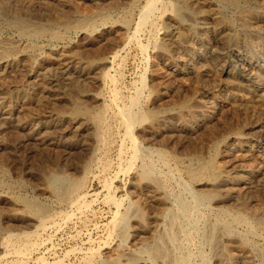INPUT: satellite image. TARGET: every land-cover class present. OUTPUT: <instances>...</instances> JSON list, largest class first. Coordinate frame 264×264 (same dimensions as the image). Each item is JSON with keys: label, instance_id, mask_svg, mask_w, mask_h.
I'll list each match as a JSON object with an SVG mask.
<instances>
[{"label": "rangeland", "instance_id": "rangeland-1", "mask_svg": "<svg viewBox=\"0 0 264 264\" xmlns=\"http://www.w3.org/2000/svg\"><path fill=\"white\" fill-rule=\"evenodd\" d=\"M49 1L54 2L50 3ZM49 1L1 0L0 42H2L0 44L3 43L4 45H11L13 43L16 45L21 42L30 44L34 49V54L37 55L38 58H42L43 56L45 58L46 56H50V54L53 55V52L56 49L62 48V45L69 46V44L74 42L77 44H81L83 42L85 44V40L82 39V36L78 34L75 29H73L74 31L71 29L73 28L72 25L76 24L75 21L77 20L78 14H82L81 16H94L97 22L95 23V27L97 25L95 29L98 28L97 32L100 31L99 34L101 35L104 34L102 33L104 30L102 26L107 22L106 25L108 24V26L113 27V32L105 34L106 40L86 41L87 45L83 47L84 51H81L80 49L78 51V56H81L80 54L82 53V55L84 54L86 57L83 55L78 58L79 60L82 57V60L84 58L86 60L89 58V60H92V57H95L96 59H98L97 57H105L111 61V64L102 70V73H107V75H109L102 85L96 86L95 84L93 85L90 83L88 87L85 86V92L101 93L103 102L101 100L99 103L96 102L95 99L93 100L92 97H88L82 104L84 105L83 107H87L88 109L90 108L91 111H96L99 106H104L103 108H105L108 112H106V128L110 129H107V132L110 134L105 132L103 135L105 140H101L99 145H96L97 151H94V158L92 159L91 167L89 168L90 170L84 174V172L82 173L81 168L83 161L87 157V150L84 148L67 150L62 144H40L39 142L30 139V129H24L17 126L9 127L8 122H1L5 123L3 126L5 125V127H8L2 129L0 132V237H2L3 240L5 239L8 241V245L4 246L3 249L0 250V264H84L88 257H92L95 262H99L101 259H104L106 255L111 253L110 245L113 246V243L116 242H118V244L120 243V238L117 236V227H114L116 226V222L119 220L120 215L123 211L129 209L130 202L135 198L136 192L134 194L135 190L133 189L134 180L132 173L141 171L143 168V171L149 170L152 174L154 173V176L159 177L160 180L162 179L164 192L166 194L168 193L167 196H169L168 198L171 201L169 202L172 208V214L176 216L172 230L173 233H175L174 236L176 237H174L172 247L175 251L178 264L179 262L181 264H215L212 262L214 260L213 256L215 255L214 248L207 242L206 239H204L205 237L203 236L202 231L205 225L209 223L212 224L213 222L215 225H221V221L223 220V223L232 221L234 223L233 228L237 229L236 232L254 241L253 243L256 246H263L264 234L257 230L251 221L248 220L244 221L245 223H236V216L238 214L236 212L243 211V209L240 208V203L245 201L251 210L264 208V186H261V183L264 184V179L262 178L264 177L263 173H259L253 177L255 182L253 181L252 185L246 187L241 192V197L238 196L235 201L233 200L225 203L224 206L220 208H215L213 205L211 206L201 201L197 202L196 194L198 192V187H196L188 179L185 169L187 165L195 166L197 164V161L192 158V154L195 152H198L203 156L207 153H213V150L210 149L212 146L209 148L211 151L208 149L209 144L211 145L214 141L213 144L219 145L220 141L225 138L226 134L231 132V128L234 129L232 131L237 130L241 131V133L245 132L250 134H253L254 132L255 134L256 129L251 127L258 123L259 119L264 118V95L262 100L261 98H256V100L251 97V99H254L253 102V100H249L250 95L247 93H244L247 96L242 94V96L234 99H231L230 96L225 98L221 92L217 93V91H219L217 90L219 82L221 80V82H225L226 80L225 74L221 75L214 66L211 65V67L210 65H207L206 61L198 55V51L187 45L186 41V43H184L186 44L185 48H189L192 55H194V58L192 57V63L195 64L193 65L195 67H193L194 72H185L179 75L172 73L171 70L174 68V65H176L177 62H181V59L179 58L182 57V54L185 56L184 51H182L181 48V50L179 48L176 49V46L175 51L171 46L172 52L168 54V58L164 57L165 59H161L157 58L155 55L158 44L161 41L162 32L165 30V24H162L164 23V19L161 16L163 15V11L166 7V3H164L166 0H152L156 1L155 7L154 11L147 17V20L141 17V13L149 0H138L135 4H130L128 0H68V2L58 0L60 3H58L57 0ZM8 12L13 15V19L9 17L11 15ZM16 12H20V14L22 13L23 15L21 14V16ZM7 14L9 15L7 16ZM6 17H9L7 18L8 20ZM15 17H19L18 20L25 21L23 22L25 26L28 28L31 27V29H38V26L48 27L50 23V25H53V30L58 32L59 37L53 39L47 33V35L45 34L40 38L25 42L26 40L22 39V36H19L20 33L18 28H15L16 25L13 23L17 20ZM71 17L73 18L71 19ZM102 18L105 19L101 20ZM48 19L50 21H48ZM36 20H38V22ZM117 21H119V23H117ZM121 23H125L126 25L127 23H130V25L128 24L126 26ZM54 24H57L59 27L56 28L55 26L54 28ZM65 24H67V26H65ZM11 25L13 27H11ZM123 29H128V32L126 30L124 32ZM118 31L120 33H118ZM70 40L72 41L71 43ZM7 41H10V43ZM52 46H54V48ZM95 58L93 60H95ZM26 61L27 60L25 59L24 63L22 62L19 65L20 68H23L22 70H20L19 67L17 69L16 66L8 67L1 74L2 78L0 77V90H4L3 95L5 94L6 97H11L17 91L21 90L20 92H24L23 94L28 97V101H26L27 99L19 101V111H16L13 116V123L18 122L17 119H19V121L22 120L23 122H26L27 127L31 128L32 126H35L34 124L37 122L36 120L38 118L41 117L42 119H45V117L53 115V111L54 113L60 112V114L64 116L70 115L73 103L72 101L70 102L69 97H73V92L70 90V92L68 90L66 91L64 88L67 97L64 96L65 100L62 99L63 101L56 99V103L55 100L52 99L48 101L43 100L41 96H38L39 94L32 89V86L34 87L36 85L37 80L30 79L27 76L25 70L28 65L26 64ZM199 61L201 62L200 65ZM196 64H198V67ZM204 64L207 65L206 74H200L198 71L195 72V69L200 68L199 66H203ZM154 68H156V70ZM153 70L158 73L155 77L156 79H154V83L157 86H154V88L150 79ZM29 80L33 81L35 85H33V82L31 83ZM42 81L43 79L40 80V82ZM29 83H31V85ZM173 86H176L175 89ZM206 89H208V91H214L212 95L213 97L211 98L214 100L216 99V101L220 100L221 107L219 106V108L212 113V116L207 117L205 123H201L200 121L196 126L195 122L197 120L194 119L196 115L194 117L192 116L193 119L190 115L187 116L186 114H181L179 112H177V115L175 110H179L180 105L184 101L188 100H193L192 106L197 108L196 112L197 110H202L206 102H201L199 97L203 98V94L208 92ZM12 92L14 93L12 94ZM31 95H33L32 97L34 100ZM10 97L9 99L12 98ZM218 97H221L222 100ZM36 98H41L42 100H37ZM194 99H197L198 101ZM231 101L232 104H230ZM243 101L244 103H242ZM246 101L248 102V105H246ZM258 101L263 102V104H260ZM235 102L238 104L236 103V105H233ZM37 103H39V105H37ZM240 103H242V105ZM159 107L170 108L174 111V113L172 112V114L169 115L165 113L163 115L166 127L160 131L157 138L152 139V135L149 136L150 134L146 129L148 125L142 124L141 120L142 116L147 113V111H157L160 109ZM221 108L224 109L222 110ZM262 108L263 111L261 110ZM40 111L45 113L41 114ZM64 112L68 114H65ZM36 113L38 115H36ZM125 114H131L133 116L134 122L132 123L133 126H131L134 127V129H132L133 138L132 135L130 137V134L127 133V126L126 124L124 125L122 120V116ZM15 117H17V119ZM214 117L218 119L215 120ZM139 121L141 126L143 125L142 127L138 125ZM246 125L250 128H247ZM239 127L240 129H237ZM221 129L224 130L221 131ZM25 130L26 132L28 131L27 134ZM49 130L50 131L47 130L43 132L42 135L46 137V135L50 133L49 136H55V140H57L58 138L56 135L58 136V132H54L52 129ZM248 131L253 132L251 133ZM222 132H224V135ZM257 132H261L260 134L264 137V129L256 130V133ZM145 133L146 135H144ZM66 134L67 136L71 135L70 132H66ZM83 137H85L86 142L89 141V143H91L89 134H86ZM135 138L136 140H134ZM89 143H87V145ZM220 148H222V144ZM200 151H202V153H200ZM89 156L90 153L88 157ZM219 158L218 161L221 162L222 159ZM251 162L254 163V161L250 160V163ZM147 165L150 167H147ZM48 168L50 171L52 169H55L56 171L63 170L70 177L72 176L71 178L74 177L73 179L75 180H81L82 182H80L83 184L82 186L85 187V192L83 193L85 199H82L83 202L81 201V203L77 202V204L66 205L50 199V197L46 195L45 191H43L45 189L43 188L45 187L43 174L49 171ZM258 177H261V179H258ZM208 186V184L207 186L204 184L202 187ZM147 195V193H143L141 195L139 194L137 198L139 197L138 199H140V203L143 205L144 211L146 213L150 212L149 214H151V212L157 208L148 200L149 198ZM21 197H26L28 199L33 198L44 205L46 203V206L49 207L50 210L52 209L50 215L52 218L44 228L37 230V224H33V221L31 224L30 219L21 218L15 215L16 213L14 212L18 211L17 213H19L24 209V205L20 202ZM110 197H112L113 200H111ZM17 207L22 208L17 209ZM151 208L153 209L151 210ZM114 221L115 223H113ZM248 223L251 225L249 226ZM23 226L24 228L22 229ZM22 230L31 233L32 238L28 239L26 236H23ZM257 232L261 235L259 236ZM17 237H20L21 240ZM26 238L29 241H26ZM136 239H138V237H136ZM23 242L26 243L24 244ZM19 247L20 249L24 247V250L29 249L26 252L27 255L25 257L19 255L15 252V250H13Z\"/></svg>", "mask_w": 264, "mask_h": 264}, {"label": "bare ground", "instance_id": "bare-ground-1", "mask_svg": "<svg viewBox=\"0 0 264 264\" xmlns=\"http://www.w3.org/2000/svg\"><path fill=\"white\" fill-rule=\"evenodd\" d=\"M46 1H49V0H45V2ZM64 1L68 2V0H64ZM136 1L138 0H128L130 4H135ZM149 1L146 4V6H144L145 8L143 7L144 9L141 13V17L146 20L149 14H151L154 11L155 2H156L152 0H149ZM51 2H54V1H51ZM164 3H166V7H165V10L163 9L164 11L162 10L163 15L161 14L162 16L161 15L160 16L163 17L164 19L163 20L164 23L162 24H165V30L162 32L161 41L158 44V48L156 49L157 52L155 55L157 58H161V59H163L164 57L168 58V54L172 52L171 46L172 48H174V50H175V46H176V49L181 48L182 51H184L185 53L184 54L185 56H183L182 54V57L179 58L181 59V62L180 63L177 62L176 65H174V68H172L171 70L172 73L179 75L185 72L186 73L187 72L191 73V71L194 72L193 69L195 67L193 65L195 64L192 63V57L194 58V55H192V52L189 48H185L186 44L184 43L187 42V45H189L191 48H194L196 51H198V55L201 56L206 61L207 65L214 66L215 69L221 75L225 74L226 80L225 82H221L222 80L220 81L221 83L219 82V86L217 87V90L219 91H217V93L221 92L225 98L226 97L228 98V96H230L231 99L237 98L239 96H242V94L247 93L250 95L249 100H253V102H254V99H251V97L255 99L261 98L262 100V97L264 95V0H166V2ZM9 14H7V16ZM17 14H20V12ZM81 15L78 14L77 20L75 21L76 24L72 25L73 28L71 29L72 31H74L73 29H75L78 32V34L82 36V39L85 40V44L83 42L82 43L79 42L81 44H77L76 42L73 41L74 43L69 44V46L62 45V48L56 49L55 51L53 50L54 51L53 55L50 54V56H46L45 58L44 56L42 58H38V56L34 54V51H33L34 49L32 45L30 44H25L22 42L16 45H14L13 43L11 45L10 44L4 45L3 43L0 44V77L5 69H7L8 67H13V66H16V68L18 69L19 65L22 62L24 63L26 59L27 60L26 64L28 66L27 67L25 65L24 66L26 67L25 71H26L27 76L30 79L37 80L36 85L34 84L33 81L29 80L31 83L33 82V85H35L34 87L32 86V89H34L35 92L39 94L38 96H41L43 100L48 101L52 99V100H55V103H56L57 100L59 101L62 99L65 100L64 98V96H66L65 90L66 91L70 90L73 92L72 95L74 98L69 93L71 96V98L69 97V100L70 102L72 101L73 103L71 114L64 116L60 114V112L54 113L53 111V115H49L48 117H45V119L44 118L42 119L41 117L38 118L37 116L38 118L36 120L37 122L34 124L35 126L34 127L32 126L31 128H28L26 125V122H23L21 119H20L21 121H19V119H17L18 115L17 117H15L18 122L13 123V116L15 115L16 111H19L18 110V108L20 107L19 101L26 100V99H27L26 101H28V97L23 94L24 92L23 93L20 92L21 91L20 90V91H17L13 96H11L12 98L8 94V96L11 98L9 99V97H6L5 94L3 95L4 90L3 91L0 90V123L4 121L5 123L8 122L9 127L17 126V127L24 128V129H30L29 131L30 139L33 141H37L40 144H46V143L47 144H53V143L62 144L63 146H65V149L67 150H71L75 148L77 149L84 148L85 150H87V157L90 153V156L88 157V159L86 157V159L83 161L81 165L82 173L84 172L85 174L86 172H88V170H90L89 168L91 167V162H92V159L94 158L93 155H94V151L96 150V145L98 146L101 140L104 139L103 135L105 132H107V129H109V128H106L107 110L103 108L104 106L101 107L98 105L100 108L98 107L96 111L94 110L91 111L90 108L88 109L87 107L86 108L83 107L84 105L82 104L84 100L88 97H92L93 100L95 99L96 102H99V103L102 100L101 93H89L88 91L85 92V86L88 87L90 83H92L93 85L95 84L96 86L102 85V83L105 82V79L109 77L107 73L106 74L102 73L103 72L102 70L104 68H107L109 64H111V61H109V59L105 57L104 58L97 57L98 59L94 57L95 60H93L94 58L92 57V60H89L90 58L88 56H87L89 58V59L87 58L88 60H86L85 58H84L85 60L84 59L82 60L83 57L79 60L78 57H81L84 54L82 55L81 53L80 54L81 56H78L79 55L78 51L79 49L81 51H84L83 47L87 45L86 41L87 42H89V40L103 41L105 39L106 33L110 34L113 32V27L108 26V24L106 25L107 22L104 24L102 23L103 24L102 28L104 29L102 33L104 34L101 35L99 34L100 31L97 32L98 28L95 29L97 27V25L95 27V23L97 22L94 16L92 15L91 16H81ZM9 17L12 18L13 15ZM9 17H6V19ZM73 17H71V19ZM18 18H16L17 20L13 22L16 25V27L15 26L14 27L18 28V31L20 33L19 36H22V39L26 40L25 42H29L31 40L40 38L41 36L45 34L47 35V33L53 39L59 37L58 32L53 30V25H50V23L48 27L38 26V29H36L35 27H34L35 29H31V27L28 28L25 26V24L23 23L25 21L18 20ZM104 19L105 18H102L101 20H104ZM36 21L38 22V20ZM48 21L50 20L48 19ZM63 22H64V19H63ZM110 22L112 23L111 20ZM117 23H119V21H117ZM125 23H121V24L126 25ZM128 24L130 25V23H127V25ZM55 26L56 28L59 27L57 24L56 25L54 24V28ZM65 26H67V24H65ZM11 27L13 26L11 25ZM118 33L120 32L118 31ZM19 41H23V40H19ZM119 41H122V40H119ZM7 42L10 43V41H7ZM71 42L72 41L70 40V43ZM52 47L54 48V46ZM84 57L86 56L84 55ZM200 64L201 62L199 63V65ZM204 65L199 66L200 68H197L198 64H196L197 69H195V72L198 71L200 72V74H206L207 65L205 66ZM19 69L22 70L23 68L19 67ZM154 69L156 70V68ZM155 70L152 71L151 76H150L153 88L154 86H157L154 83V79H156L155 77L158 75V73ZM41 79H43L44 81V82L42 81L43 83L40 82ZM31 83L29 84L31 85ZM206 91H208V89H206ZM213 92L214 91L205 92L203 94L204 95L203 98L199 97L201 102L202 101L206 102L205 104L206 106L202 104L204 105V108H202V110H197L196 112L197 108H194L195 106L194 107L192 106L193 100L184 101L180 105L179 110L177 109L176 110L174 109V110L176 113L179 112L181 114H186L187 116L190 115L191 118L192 116L194 117L196 115V117L194 118L195 120H197L196 122L194 121L196 123V126L200 121L201 123L202 122L205 123V120H207V117L212 116V113L216 111L221 104L220 100L216 101V99L214 100L211 98L213 97L212 96ZM13 93L14 92H12V94ZM32 96L33 95H31V97ZM41 98H38V99H41ZM219 99L222 100L221 97ZM194 100H197V99H194ZM200 100H199V103H200ZM263 102H259V103L263 104ZM236 103L237 102H235V104L233 103V105H236ZM242 103H244V101ZM242 103L240 104L242 105ZM247 103L248 102L246 101V105H248ZM230 104H232V101ZM37 105H39V103H37ZM261 110L263 111V108ZM172 112L174 113V111L171 110L170 108L168 109V108L161 107L157 111L156 110L150 111V112L147 111V113H145L142 116L141 122L144 125L146 124L148 125L146 129H147V132L150 134L149 136L152 135L151 136L152 139L157 138V135H159L160 131L163 130L164 127H166V124H164L165 119L163 115L165 113L169 115V114H172ZM44 113L41 112V114H44ZM65 114H68V113H65ZM36 115L38 114L36 113ZM216 119L218 118H215V120ZM122 120L124 122V125L126 124L127 126V129H128L127 133L130 134V137L132 135V138H133L132 129H134V127H131L133 126L132 123L134 122L133 116L131 114H125L124 116H122ZM5 123H1L2 125L0 124V132L2 129L8 127V126L5 127V125L3 126V124ZM159 123H163V124H159ZM138 125L141 126L140 121ZM28 126H31V125H28ZM224 127H221V128H224ZM247 128H250V127L247 126ZM251 128H255L256 130H263L264 129V118L259 119L258 123H256ZM49 129L54 130V132H58V136L56 135V137L58 138L57 140H55L56 139L55 136L50 137L49 136L50 133L48 134L46 133L48 135V136L46 135V137L42 135L43 132L47 130L50 131ZM231 129L234 130L233 128ZM237 129H240V127ZM222 130L224 129H221V131ZM232 130L229 133L226 130L228 134H226L225 138L219 135L222 138H224V139L221 138L222 140L220 139L222 148H220L221 147L220 143H219L220 145L219 147V145L213 144L214 141L211 140L213 141L212 144L210 145L207 142L209 144V147L208 146L206 147H208L209 149L210 146H212L210 149L213 150L212 151L213 153L211 154L207 153L203 156L202 154L195 152L194 154H192V158L197 161V164L195 166H192V165L186 166V169H185L186 176L196 187H198V192L196 194L197 202L201 201L208 205H211V206L213 205L215 208H220L224 206L225 203L231 202L233 200L235 201V199L238 196L241 197L242 195L241 192L246 187H249L250 185H252V182L254 181L253 177L255 175L259 173L264 174V171H263L264 170V137L260 134L261 132L256 133V130H255V134H254L253 131H248L251 133L253 132V134H250V133H245V132L241 133V131H237V130L236 131H232ZM66 132H70L71 135L67 136ZM27 133L28 131L26 132V134ZM222 133L224 135V132ZM86 134L90 135L91 143H89V141L86 142L85 137H83ZM107 134H110V133L107 132ZM144 135H146V133ZM134 140H136V138ZM87 143L89 144L87 145ZM200 153H202V151H200ZM219 157L222 159L221 162L218 161ZM250 160L254 161V163L252 162L250 163ZM147 167H150V166L147 165ZM143 170L132 173V177L134 180L133 189L135 190L134 194L136 192V195L133 200L131 199L132 201L130 202L129 209L126 211H123V213L119 217V220L116 222V226L114 227V228L117 227V236L120 238V239L118 238L120 243L118 244V242H116V243H113V246L110 245L111 253H109V255H106V257H104V259H101L99 262H95L92 259V257H88L87 260H85L86 262L84 264H178L175 251L173 250V247H172L174 237H176L174 236L175 233H173L172 231L176 216L172 214L173 212L170 206L171 201L168 198L169 196H167L168 193L166 194L164 192L162 179L160 180L159 177L154 176L153 175L154 173L152 174L151 171L149 172V170L147 169H146L147 171H143ZM43 176L45 180V187L43 188L45 189L44 190L42 189V190L45 191L46 195L50 197V199L60 204H66V205H72L75 203L77 204V202L81 203L82 199L84 198L83 193L85 192V187L82 186L83 184L81 183L82 182L81 180H80L81 182L78 181L77 178H76L77 180H75L73 179L74 177L71 178L72 176L70 177L63 170L56 171L55 169L54 170L52 169L51 171L49 169V171L45 172ZM261 177H258V179L259 178L261 179ZM262 178L264 179V177ZM256 183H259V182H256ZM204 184H206V186L208 184L209 186L202 187ZM261 186H264V184L261 183ZM143 193L148 194L147 196L149 199L147 197L146 198L157 208L156 210L152 211L151 214H149L150 212L146 213L144 211L143 205L140 203V199H138L139 197L137 198L139 194L141 195ZM110 198L111 200H113L112 197ZM17 202H14V203H17ZM20 202L24 205V209L22 210L23 212L22 211L19 213H17L18 211L14 212L16 213L15 215L21 218L30 219L31 224L33 221V224H37V228H36L37 230L44 228L46 224L49 223V221L51 220L52 217L50 215H51L52 209L50 210L49 207L46 206V203L44 205L40 203L39 201L34 200L33 198L28 199L26 197H21ZM239 205H240V208L243 209V211H239V212L235 211L236 213H238L236 216L237 217L236 223L238 224V222L242 223L244 221L249 220L253 223V226H255L257 230H259L262 234H264V208H261L258 210L256 208L254 210H251L247 206L245 201L240 203ZM21 208L17 207V209H21ZM153 208H151V210ZM222 209L220 210L223 211ZM115 221L113 223H115ZM223 221H221L222 222L221 225H215L213 224L214 223L213 222L212 224L209 223L205 225L204 229L202 228L203 236L205 237L204 239L207 240V242L214 248V251H215L214 252L215 255L213 256L214 260L212 262H214L215 264H264V245L263 246L261 245L260 247L259 245L256 246L253 243L254 241L236 232L237 229L233 228L234 223L232 221L229 222L225 220L227 222H224V223ZM250 225L251 224H249V226ZM23 228L24 226L22 227V229ZM257 234L259 233L257 232ZM22 235L26 236L28 239L32 238L31 233H28V231L27 232L23 231ZM260 235L261 234H259V236ZM136 237H138V239H136ZM17 238L20 239V237H17ZM27 238H26V241H29ZM15 241H16V238H15ZM7 243L8 241H6L5 239L3 240L2 237H0V250H2L4 246L8 245ZM13 250H15V252L18 253L19 255L25 257L27 255L26 252L29 249L24 250V247L22 249H20L19 247ZM99 254L102 255L101 253ZM179 264L181 263L179 262Z\"/></svg>", "mask_w": 264, "mask_h": 264}]
</instances>
